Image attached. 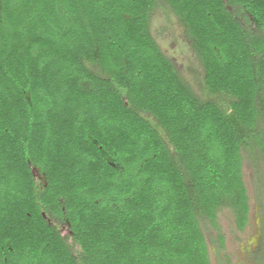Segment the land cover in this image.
Masks as SVG:
<instances>
[{
  "label": "trees",
  "instance_id": "obj_1",
  "mask_svg": "<svg viewBox=\"0 0 264 264\" xmlns=\"http://www.w3.org/2000/svg\"><path fill=\"white\" fill-rule=\"evenodd\" d=\"M163 6L206 99L150 33ZM263 125L264 0H0V264H210Z\"/></svg>",
  "mask_w": 264,
  "mask_h": 264
},
{
  "label": "rangeland",
  "instance_id": "obj_2",
  "mask_svg": "<svg viewBox=\"0 0 264 264\" xmlns=\"http://www.w3.org/2000/svg\"><path fill=\"white\" fill-rule=\"evenodd\" d=\"M150 33L180 76L200 98L206 99L201 87L203 69L188 48L183 27L166 7H160L151 16ZM33 174L40 184L42 178L37 170L33 169ZM242 179L248 196V223L243 230L237 229L233 212L224 208L217 214L214 228L208 224L202 227L210 264H264V171L261 162L256 166L245 157ZM57 226L63 236L70 235L67 223Z\"/></svg>",
  "mask_w": 264,
  "mask_h": 264
}]
</instances>
